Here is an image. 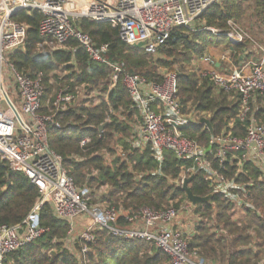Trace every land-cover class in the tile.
Here are the masks:
<instances>
[{
	"label": "built area",
	"instance_id": "1",
	"mask_svg": "<svg viewBox=\"0 0 264 264\" xmlns=\"http://www.w3.org/2000/svg\"><path fill=\"white\" fill-rule=\"evenodd\" d=\"M221 1L0 0V154L12 170L28 176L41 193L22 223L0 225V264H4L9 253L46 232L40 223V212L47 204L57 218L70 224L65 239L67 247L75 252L77 240H83L80 251L75 252L81 264L88 263L89 243L98 230L126 239L144 240L148 243L146 251H163L168 255V264H228L208 259L190 246L200 222L207 224L217 237H230L217 221L215 210L210 218L205 217L197 211L201 204H193L187 194L158 209L111 205L104 199L109 193L108 185L93 189L75 181L62 156L50 146L48 132L51 125L58 129L64 126L58 114L80 106L90 109L101 105L103 100L109 104V94L122 82L140 118L131 125L130 137L126 140L128 151L148 149L160 169L165 152L170 150L180 160L190 161L175 180L179 187L183 188L185 179L191 175L203 173L213 193L222 195L233 205V210L256 211L255 203L247 197L251 196L256 182L250 176L251 168L258 171L257 179L264 182V121L258 116L264 106V47L233 19L228 21L226 30L200 27L214 35L224 34L233 55L237 54L235 47L242 46L239 52L242 63L238 65L230 62L217 67L215 59L206 51L193 60L198 75L209 78L216 89L229 94V99L238 105L235 117L219 132H211L205 145L188 135L184 128L192 129L202 124L203 129H209L201 121L209 119L210 112L198 113L191 106L184 109L178 94L177 72L164 69L160 82L148 81L128 71L124 63L111 60L109 43L98 45L78 25L82 19L111 22L118 27L125 43L131 46L142 43L141 48L157 58L177 28L193 29L197 18ZM19 11L41 13L39 34L42 39L54 42L58 48L67 47L71 40L77 41L90 61L110 67L109 76L93 88L88 84L73 89L69 85L60 87L50 103L45 104L44 74L19 71L10 61V55L24 50L27 41V25L14 18ZM249 54H256V58L248 59ZM202 63H209L210 67L201 69ZM43 108L48 110L43 111ZM109 108L113 112L110 104ZM237 121L244 127L243 135L237 132ZM87 142L88 139L82 140V145ZM115 147L117 156L121 147L118 143ZM102 153L106 160L112 161L111 155ZM121 218L125 225L120 224ZM81 221L85 229L76 235L75 227ZM251 234L253 242L242 248L256 249L259 239L255 231L251 230ZM260 264H264V258Z\"/></svg>",
	"mask_w": 264,
	"mask_h": 264
},
{
	"label": "trees",
	"instance_id": "2",
	"mask_svg": "<svg viewBox=\"0 0 264 264\" xmlns=\"http://www.w3.org/2000/svg\"><path fill=\"white\" fill-rule=\"evenodd\" d=\"M241 2L242 0H222L197 18L201 20L197 29L177 28L169 43L160 49L165 56L160 55L154 60L143 48L125 43L119 35L118 27L111 22L82 19L78 25L98 45L109 43L108 57L111 60L124 63L128 71L138 73L148 81L162 80L160 68L173 69L179 66L178 94L184 109L188 110L191 106L198 113L210 112L213 131L203 129L202 124L184 129L192 138L207 145L211 132H219L230 118L235 117L238 105L229 99V94L216 90L209 78H202L193 70H188L187 65L195 55L203 53L211 44L226 42L229 45L224 34L214 35L200 27L228 29V21L240 17ZM257 7L262 8L261 12L264 13V0H257ZM14 18L27 25V41L24 50L10 55V61L19 71L44 74L45 104L60 87L69 85L73 89L75 86L88 84L93 88L109 76L110 67L90 61L86 50L75 40H71L64 48L43 46L45 41L50 40L40 37L41 13L27 14L19 11ZM235 49L239 54L242 46H236ZM108 102L113 112L105 100L101 105L90 109L80 106L57 115L64 124L62 128L51 125L48 129L50 146L62 156L75 181L93 189L108 185L109 193L104 199L111 205H122L128 209L142 206L158 209L168 205L171 200L185 198L186 191L175 180L180 177L183 168L190 165V161L180 160L168 150L159 169L148 149L143 152L128 151L129 147L123 136L131 131L128 119H133L138 112L122 82L111 91ZM47 110L43 108V111ZM258 116L264 121V106L258 111ZM108 117H111L109 121ZM102 124L105 127L100 131ZM236 129L240 135L245 132L240 121L236 122ZM119 133L122 136L117 137L116 134ZM84 139H88V142L82 145ZM117 143L125 148L124 157L115 155ZM103 151L111 155V162L105 159ZM152 170L156 172H149ZM250 176L256 179L250 197L257 210L246 209L244 213L248 220L238 224L230 220L233 205L222 195L213 193L203 173L195 174L189 184L193 193L199 196L213 193L212 200L199 205L197 211L209 217L212 210H215L217 221L225 227L230 237H217L211 233L207 224L200 222L191 238V248H197L203 256L214 261L260 264L264 258V182L257 179L258 171L254 168H251ZM40 195L38 186L22 172L12 170L0 154V225L22 223ZM40 223L46 232L9 253L4 264H81L75 252L80 251L83 240H77L75 252L65 243L70 230L69 222L57 218L47 204L40 212ZM120 224H126L123 218L120 219ZM253 227L259 239L256 249L242 248L253 242ZM89 246L86 264H168V255L163 251H146V241L126 239L109 234L106 230H98Z\"/></svg>",
	"mask_w": 264,
	"mask_h": 264
},
{
	"label": "rangeland",
	"instance_id": "3",
	"mask_svg": "<svg viewBox=\"0 0 264 264\" xmlns=\"http://www.w3.org/2000/svg\"><path fill=\"white\" fill-rule=\"evenodd\" d=\"M261 11H262V8H258L257 7V0H242V2L240 3V17L239 18H234V20L243 29H245L250 34V36L255 41H257L259 43V45L264 47V13L261 12ZM198 22L201 23V20L197 19L195 21V25H193V30L197 29V27H198L197 25H200ZM203 24H205V22H203ZM42 45L45 46L46 48H48V47L53 48V47L56 46V44H54V43H52L50 41H45ZM227 46H228V44H226V42L225 43L224 42H218L216 44L209 45L207 47V49L209 51H210V49H215V54H220V53L224 54V53H228ZM253 47H256V45L253 46ZM253 50L257 51V50H260V49H253ZM158 55L165 56L161 51H159ZM151 59L154 60L156 58L152 57ZM245 62H247V59L245 60ZM198 66L199 65H196V67H198ZM4 68H6V67H4ZM188 68H189V70H195L194 67L191 64H190V66ZM202 68L203 67L201 66V69ZM159 70H160V74H161L163 72L164 68H160ZM167 70L178 72L180 69H179V66H175V68H173V69L167 68ZM63 74H66V73H63ZM216 90H218V89H216ZM54 93L56 94L55 91L53 92V94ZM55 94L50 97V99L47 101L46 104L50 103L49 101L53 99ZM219 99L220 98H218V100ZM125 118L128 119L127 117H125ZM139 119H140L139 115H136L131 120L128 119L130 126L133 125L134 123H136L137 120H139ZM130 134H131V131H130V133L127 136H123V137H125V140H127L130 137ZM116 136L119 137V136H122V134L119 133V134H116ZM120 147H121V151L122 152L119 149V151H118L119 155L121 154L122 156H125L126 155L125 154L126 153L125 148L122 145H120ZM247 198H248V200L253 201L252 197H247ZM151 208H153V207H151ZM230 213H231V219L230 220H233V221L237 222L238 224H241L244 221L248 220V218H246L247 216L245 215L244 211H242L240 209H235V210L232 209L230 211ZM209 218H210V216H209ZM84 220H86V218H84ZM84 229H85L84 222L83 221L79 222L77 227H75V234L78 235V234L82 233L84 231ZM251 230L255 231L254 227L251 228Z\"/></svg>",
	"mask_w": 264,
	"mask_h": 264
},
{
	"label": "crops",
	"instance_id": "4",
	"mask_svg": "<svg viewBox=\"0 0 264 264\" xmlns=\"http://www.w3.org/2000/svg\"><path fill=\"white\" fill-rule=\"evenodd\" d=\"M230 47H231L230 45L227 46L228 53H224V54H222V53H220V54H215V49H210V51H209V50L206 48L205 51L212 55V57L215 59V64H216L217 67H223L224 65H227V64L229 65L230 62H234L236 65L242 63V62H241L242 59H240L239 54H234V55H233V52H230V51H229ZM236 51H237V50H236ZM202 54H203V53H202ZM199 55H200V54L195 55V56L193 57L192 61L187 65V69H188V70H189L188 67L190 66V64H191V65L194 64V63H193V60L195 59V57H196V56H199ZM226 58H230V59L228 60V59H226ZM249 58H256V54H255V55H254V54H249L248 59H249ZM228 61H229V62H228ZM192 66H193V65H192ZM201 66H202V67H205V68H209V67H210V64H209V63H202V64L200 65V68H201ZM193 71H194V72H197V71H195V70H193ZM197 74H198V72H197Z\"/></svg>",
	"mask_w": 264,
	"mask_h": 264
},
{
	"label": "water",
	"instance_id": "5",
	"mask_svg": "<svg viewBox=\"0 0 264 264\" xmlns=\"http://www.w3.org/2000/svg\"><path fill=\"white\" fill-rule=\"evenodd\" d=\"M137 47H142V43H138L136 44ZM203 124H207L209 126V129L211 131H213L212 129V125H211V122L209 119H202L201 121ZM105 127V124H102L100 126V129H103ZM209 150V149H208ZM194 174L191 175L190 177L186 178L185 181H184V184H183V189L186 191V194L188 196V198L193 202V204L195 205H199V204H202V203H205V202H210L213 198V193H210L206 196H199V195H196L193 193L191 187L189 186L190 182L193 180L194 178Z\"/></svg>",
	"mask_w": 264,
	"mask_h": 264
}]
</instances>
